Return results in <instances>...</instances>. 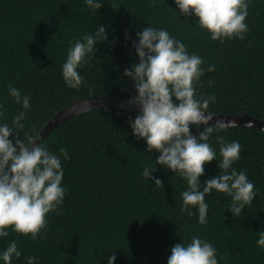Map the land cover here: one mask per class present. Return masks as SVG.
<instances>
[{"label": "trees", "instance_id": "16d2710c", "mask_svg": "<svg viewBox=\"0 0 264 264\" xmlns=\"http://www.w3.org/2000/svg\"><path fill=\"white\" fill-rule=\"evenodd\" d=\"M96 2L102 4L97 10L86 0H0V124L13 127V118L25 112V127L16 129L20 139L36 138L56 111L77 98L137 95L134 80L124 70L139 62L133 44L147 26L166 29L189 54L202 57L204 68L215 65L196 86L197 98H216L207 111L264 119V0H249L245 39L223 43L211 40L194 14L183 15L175 0ZM101 25L106 26L107 40L98 41L94 54L77 69L84 78L81 87H68L62 65L69 48L83 35H95ZM10 87L30 97L29 109L15 102ZM139 112L111 105L94 108L66 120L38 142L60 156L65 188L61 211L48 214L47 228L35 240L8 228L9 235L0 237V264L12 241L21 252L12 264H28L32 256L33 264H108L113 254V264H167L172 246L187 245L193 236L217 249L218 264H264V248L257 244L258 233L264 231V132L236 125L209 138L217 160L205 164L200 190L205 180L220 174L216 136L222 135L241 144L240 159L232 167L247 173L257 195L236 217L229 211L232 197L213 189L205 196L207 223L202 225L198 206H190L191 217L180 210L186 179L156 164L160 153L147 152L146 140L133 134L129 118L134 120ZM204 127L192 125L190 130L199 136ZM17 133L9 137L13 143ZM61 147L70 159L60 154ZM146 164L156 168L148 179L142 175Z\"/></svg>", "mask_w": 264, "mask_h": 264}, {"label": "clouds", "instance_id": "9594fccd", "mask_svg": "<svg viewBox=\"0 0 264 264\" xmlns=\"http://www.w3.org/2000/svg\"><path fill=\"white\" fill-rule=\"evenodd\" d=\"M180 12L185 16L195 15L199 26L211 33V40L238 38L245 39L249 26L245 23L249 15V0H175ZM93 10L102 4L96 0H86ZM115 9V5H112ZM138 43H134L139 62L125 68L124 75L132 77L137 95L130 104H138L140 112L130 119L132 132L147 143V152L156 150L160 155L156 164L166 166L187 181L188 189L181 193L182 213L194 215L190 206H198V223H207L208 204L206 194L213 189L232 197L229 209L240 217L245 206H251L256 197L255 184L249 180L245 171L237 172L234 162L241 156L242 146L237 140L228 142L224 136H216L220 145L218 162L220 174L204 181L201 191L200 177L205 172V164L217 160V152L208 143L214 132L235 127V123L217 121L208 113L209 102H215V96L197 98V84L205 71L215 70V65L204 68L202 57L189 54L186 45L177 40L166 29L147 26L136 34ZM128 37L126 36V39ZM107 40L106 26L101 25L95 35H83L76 40L67 53L62 65V75L68 87L79 89L83 77L77 69L85 63L88 54H94L96 45ZM114 43V41H113ZM209 85L212 81L209 80ZM9 94L17 104L29 109L30 97L21 95L15 87L9 88ZM0 108L3 105L0 104ZM4 113L0 111V116ZM25 112L13 118V127L8 123L0 124V237H7L8 228L33 240L41 236L47 228V216L50 212L59 214V205L63 203L65 188L62 187L63 170L60 156L50 152L41 143H35V137L20 139L16 129H23ZM205 125L204 130L195 136L190 127ZM17 133L15 143L9 137ZM60 154L70 159L68 151L61 147ZM156 168L144 166L143 177L148 179ZM156 185H163L159 178L152 177ZM258 246L264 248V231L258 233ZM217 249L207 240L193 236L185 245L177 243L171 248L167 264H218ZM21 252L17 243L12 241L2 253L4 264H12L13 257L19 258ZM116 256L108 258L113 264ZM35 256L28 258L33 264Z\"/></svg>", "mask_w": 264, "mask_h": 264}, {"label": "water", "instance_id": "95a60500", "mask_svg": "<svg viewBox=\"0 0 264 264\" xmlns=\"http://www.w3.org/2000/svg\"><path fill=\"white\" fill-rule=\"evenodd\" d=\"M130 99L119 98L114 95L105 96H88L81 97L73 100L63 108L56 111L42 126L38 132L35 143L38 144L46 135L49 134L54 128L62 124L68 119H71L81 113L94 108H101L104 106H118L130 110H139L140 106L138 104H130ZM206 115L212 114L213 119L209 122L210 125H214L217 121H224L225 123H235V125H241L243 127H249L258 129L264 132V119L257 118L248 113H242L239 115H229V114H216L211 111L205 113ZM205 126V125H201Z\"/></svg>", "mask_w": 264, "mask_h": 264}]
</instances>
